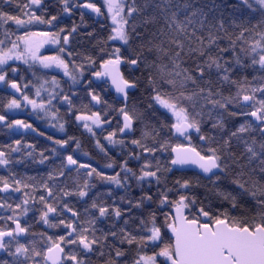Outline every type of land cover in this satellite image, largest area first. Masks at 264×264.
<instances>
[{
  "label": "snow or ice",
  "instance_id": "6c2138e0",
  "mask_svg": "<svg viewBox=\"0 0 264 264\" xmlns=\"http://www.w3.org/2000/svg\"><path fill=\"white\" fill-rule=\"evenodd\" d=\"M0 86V264H264V0H0Z\"/></svg>",
  "mask_w": 264,
  "mask_h": 264
},
{
  "label": "flooded vegetation",
  "instance_id": "af4514ba",
  "mask_svg": "<svg viewBox=\"0 0 264 264\" xmlns=\"http://www.w3.org/2000/svg\"><path fill=\"white\" fill-rule=\"evenodd\" d=\"M73 18L77 22H79V17L78 16H74ZM22 75L24 76V78L26 80H31V77H30L29 73H22ZM30 95H31V93H30ZM0 97H6V93H5V91H4L2 86H0ZM85 103H86V101H85ZM60 111H61V113H63L64 109L61 108ZM28 116H29V113L27 111H22V112L17 113V118L27 119ZM38 126L40 127L41 130L45 129V125L43 124V122H41ZM68 130H69V132L71 134H76L77 136H79V131H77V129L74 126L70 127ZM52 131H54V130H50L48 134H52ZM80 131H82V130H80ZM59 136H60V134H57V138H59ZM17 138H19V137H17ZM6 139L7 138H6L5 134H4V131L0 130V142L5 141ZM80 139H81L82 144H83V151L80 153L82 160L83 161H87L89 159V157H91L93 159V161L98 162L101 166H103V164L106 161L103 159L102 155L98 153V150H96L94 148V145L87 138V136H81ZM29 142H31V141H29ZM73 147H74V145H73ZM84 152L89 153V156H84L83 155ZM116 152H119V149H116ZM18 171L21 172L22 174L25 171H27L28 175H33L34 174V172L32 170H29V169L21 168V169H18ZM0 175H6V172L2 168H0ZM97 187L99 188V187H101V185L97 184ZM101 190H103V189L101 188ZM29 215H31V213ZM34 230H42V229L38 225H36Z\"/></svg>",
  "mask_w": 264,
  "mask_h": 264
},
{
  "label": "trees",
  "instance_id": "16d2710c",
  "mask_svg": "<svg viewBox=\"0 0 264 264\" xmlns=\"http://www.w3.org/2000/svg\"><path fill=\"white\" fill-rule=\"evenodd\" d=\"M194 2H205V0H194ZM215 2L219 3L220 0H215Z\"/></svg>",
  "mask_w": 264,
  "mask_h": 264
}]
</instances>
